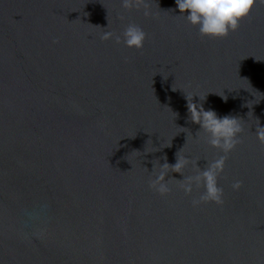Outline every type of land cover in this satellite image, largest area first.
I'll use <instances>...</instances> for the list:
<instances>
[{
  "label": "water",
  "instance_id": "1",
  "mask_svg": "<svg viewBox=\"0 0 264 264\" xmlns=\"http://www.w3.org/2000/svg\"><path fill=\"white\" fill-rule=\"evenodd\" d=\"M179 14L0 0V264H264V2L222 38ZM188 103L239 119L235 146Z\"/></svg>",
  "mask_w": 264,
  "mask_h": 264
},
{
  "label": "clouds",
  "instance_id": "2",
  "mask_svg": "<svg viewBox=\"0 0 264 264\" xmlns=\"http://www.w3.org/2000/svg\"><path fill=\"white\" fill-rule=\"evenodd\" d=\"M261 2H264V0H261ZM175 4L180 13L179 16L182 15L188 24L197 28L201 36L222 38L227 36L230 31H235L238 28L240 21L250 13L254 0H175ZM124 6L127 7L126 2ZM144 15L148 16L149 13L145 12ZM122 37L126 47L141 49L146 39V33L139 26L129 24L124 29ZM120 40V36L116 37L117 43ZM222 98L227 99L224 96ZM188 110L191 120L194 123H198L201 129L208 134V143L211 146L221 147L223 151L227 152L238 142V136L243 130L239 119L230 116L219 118L214 111H205L201 106L193 103L191 107H189L188 103ZM257 137L264 143V134L257 132ZM187 162V157L183 161L177 160L171 166L173 172L180 173L179 169ZM223 162L224 157H221L219 161L214 162L210 166V169L204 171L202 175L206 177L211 176L212 171L220 169ZM164 166L169 165L164 163L161 167ZM163 175L161 173V176ZM157 179H160V177ZM239 183L237 182L233 187H239ZM158 190L161 193L167 191L163 186ZM213 191L219 193L221 190L214 188ZM217 200L219 202L218 196Z\"/></svg>",
  "mask_w": 264,
  "mask_h": 264
}]
</instances>
